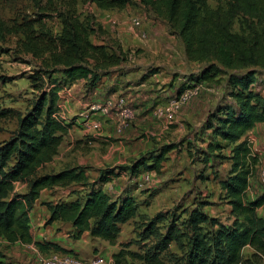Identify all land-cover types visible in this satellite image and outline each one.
Returning a JSON list of instances; mask_svg holds the SVG:
<instances>
[{
  "label": "trees",
  "instance_id": "16d2710c",
  "mask_svg": "<svg viewBox=\"0 0 264 264\" xmlns=\"http://www.w3.org/2000/svg\"><path fill=\"white\" fill-rule=\"evenodd\" d=\"M89 1L101 9L123 8L130 3V0ZM139 1L175 29L188 60L204 63L180 85L170 84L174 87V95L224 73L228 88L225 94L231 99L208 111L202 125L211 129L214 138L233 143L228 156L220 152L217 156L231 160L230 168L219 183L225 190L234 219L228 225L220 222L210 239L202 231V223L214 226L218 219L208 215L203 206L192 208L187 218L192 242L185 264H236L241 260L245 245L262 254L264 218L257 215L256 208L264 203V188L260 183L256 195L250 199L246 196L251 176L258 175V159L251 154L247 138L241 137L256 122L264 121V93L258 89L260 85L264 87V0H224L215 7H211L208 0ZM59 15L62 27L56 36L46 31L34 34L31 27L25 30V48L42 56L41 68L29 76L40 91L25 113L16 114V128L0 143V237L9 244L33 242L38 249L49 251L66 249L54 242L32 240L29 211L33 203L45 187L87 180L83 165L36 172L57 153L64 134L71 127V122L59 114V90L79 79H84L91 89L106 73V65L118 61L116 49L108 51V44L92 42L90 35L95 26L91 20H81L72 10ZM235 20L239 23L238 30L233 29ZM9 113V108H0V117ZM176 146L175 142L163 143L140 154L129 164L119 165L120 170L99 168L83 202L79 199L45 202L49 210L47 222L68 221L74 226L77 237L87 230L91 236L114 244L120 224L135 216L138 205L129 187L113 198L102 186L121 173L134 180L141 168L160 171L166 153ZM16 181L26 182L24 192L14 191ZM158 219L160 215L157 214L148 223V234L156 233ZM178 235L172 219L149 250L142 254L129 252V255L139 257L146 264H164L159 254ZM122 254L121 249L112 254L115 264H121ZM0 264L13 263L1 259Z\"/></svg>",
  "mask_w": 264,
  "mask_h": 264
},
{
  "label": "rangeland",
  "instance_id": "374dc122",
  "mask_svg": "<svg viewBox=\"0 0 264 264\" xmlns=\"http://www.w3.org/2000/svg\"><path fill=\"white\" fill-rule=\"evenodd\" d=\"M219 1L224 2V0H208V3L211 7H215ZM67 10L74 11L81 20L88 19L93 22L95 31L90 35L92 42L108 44V51L117 50L118 61L106 65L107 71L102 75L106 83L104 84V81L102 83L110 91L119 90V96L123 94L128 106L136 109L134 116L121 130H118L115 125L116 131L121 132L113 130L103 135L100 128L85 130L72 125L64 134L57 153L51 160L37 168L36 172L40 174L58 171L68 166H86L87 180L81 183L53 185L42 191L41 196L43 200L47 201L79 199L83 202L89 184L97 178L99 168L113 167L120 170L119 165L127 164L137 157L119 147L120 140L121 144L126 143L127 140L123 137L131 131L137 135L136 139L144 137L143 140L137 141L138 145L144 143V140L149 139L150 136L156 137L159 145L177 141L175 143L180 146L176 148L177 155H180L179 149L184 147V143H180L188 133L193 140H198V142L201 140L199 136L202 134L193 129L191 123L186 119L184 120L185 124L187 123L185 129L181 128L178 131L177 123L182 120L178 117V122H175L176 114L172 121L168 120L169 122L157 120L155 118L163 119V117L153 114L155 118H152L150 108L146 110V113H142L138 108L139 104L135 102L143 98L151 100L150 103H156L175 97L174 87H171L170 84L180 85L192 73L198 72L204 63L188 60L175 29L171 28L162 17L142 5L139 0H130L126 7L111 8L103 13L101 8L89 0H0V77H3L0 81V108L10 109V113L6 117H0V143L6 140L16 128V114L25 113L40 91L33 86L29 76L41 68L42 56L35 55L25 48V30L27 27H31L34 34L46 31L56 36L61 32L62 27L59 14ZM134 20L139 21L138 25ZM238 27L239 23L235 20L233 29L238 30ZM143 32L145 35L142 34ZM117 48H120L122 52L119 53ZM200 85V90L190 96L188 108L201 107L208 112L214 110L219 103L231 100L225 94L228 88L224 73L200 82ZM262 87L260 85V90L264 93V87ZM107 89L104 88V91ZM71 96L74 98H71L69 110L66 111L62 108L67 122H71L89 106L85 107L77 100L93 101L91 92L80 84L71 89ZM179 107H184V104ZM151 123L159 127L151 128L149 127ZM147 130L155 133H150ZM147 134L148 138H146ZM129 147L136 148V150L138 148L137 145ZM142 147L140 146V150ZM200 148L202 149L198 143H194L189 151L193 157L190 163L194 162L196 166L199 162L204 163ZM184 149L186 150L185 147ZM169 159L170 156L166 157L167 166H169ZM210 162L213 164V168H217L216 171L198 170L196 167L195 170H161L145 174L140 179L142 182L141 191L140 189L134 191L138 199L135 216L120 224L121 229L115 245L111 247L113 251L104 253L111 260L108 264H115L112 254L120 249L123 251L121 264H128L131 261L135 264H146L139 257L129 255V252L142 254L149 250L152 244L166 231L172 219L176 222L178 238L171 241L168 248L160 252L159 256L164 264H185L192 242V231L187 218L194 207L203 206L208 211H216L212 216L218 219L217 224L212 226L208 222L202 223V231L208 234L210 239L218 229L220 222L231 224L234 215L230 216L227 212L219 215V198L223 197V191L219 190V184L216 182L203 186L197 180L202 177L200 174L209 173L207 177L215 178L216 176L219 178L226 171L224 165H220L218 162V158H213V160L211 158ZM206 163L204 164L207 165L208 163ZM218 163L219 166H217ZM259 164L260 162L257 161L258 170ZM127 176L128 174H122L102 187L112 197H115L120 187L123 188L134 183V180H128ZM26 188V182L18 181L14 191L21 192ZM150 192L154 193L150 195ZM157 214L160 215V219L155 223L156 233L148 234L147 225ZM56 226H58L57 229L63 228L66 232L69 231L66 229L68 223L60 225L58 222ZM69 235L72 236V232ZM208 242H210L209 239ZM23 251L21 245L8 244L0 237V260H8L13 264H25L28 262V257H24ZM44 251L48 250L38 252L35 257L31 255L30 262L41 264V256L47 254ZM236 264H264V253H258L250 245H245L241 250V260Z\"/></svg>",
  "mask_w": 264,
  "mask_h": 264
},
{
  "label": "crops",
  "instance_id": "0c3cea01",
  "mask_svg": "<svg viewBox=\"0 0 264 264\" xmlns=\"http://www.w3.org/2000/svg\"><path fill=\"white\" fill-rule=\"evenodd\" d=\"M101 10L103 13V12H106L108 9H101ZM103 81L105 84L106 83L105 79L103 77H101L95 87L88 89L87 86L85 85V80L79 79V80L73 82L70 86L60 89L59 90V100H58L61 104L59 107L60 116L62 118L65 117V115L63 114V109H66V111L69 110V108H70L69 105L72 102L71 98H74L73 96L70 97V91H71V89H74V87L79 85V84H80V86H83V88L85 86V88L91 92V97L93 100L91 102H88L87 101L88 99L87 100H81V101H78L76 99L77 102H79V104H82L85 107L87 105H90V104L95 103V102H103L109 97L119 96V92H118L119 90L110 91L109 88L108 89L106 88L107 87L106 85L104 86V84L102 83ZM102 86H104V88L107 90L104 91V88H102ZM259 88H260V86L258 87V89ZM67 94H68V96H67ZM120 95H123V94H120ZM188 101H189V99H188ZM188 101H186L184 103V107L180 108V110H178L176 112L174 121L178 122V120H179L178 117H180L182 120V122L177 123L179 125L177 127V130L180 131L181 128L185 129L187 123L185 124L184 120L186 119L187 122L191 123L193 129L198 131V133H201L202 135H206V136H202V135L199 136V138L201 140L198 142V140H193V138L191 136H189V133H188L187 137L183 138L182 143H180V144L184 143V147L186 148V150L184 149V147H181L179 149L180 155H177L178 150H176V148L180 147L179 145H177L176 147L169 150L166 153L164 159L161 161V165H160L159 170L160 171L161 170H195L196 167H198V170H215L216 171L217 168H213L214 166H213V164H211L210 160H211V158H212V160H213V158H215V159L218 158V162L220 163V165H224V167L227 171L230 168L231 160L228 158H223V159L219 158L217 156V154L220 152V153H223V154L228 156L230 154L231 147H232L233 143L228 142L227 140L222 139L220 137L213 138V136L211 134V129H205V128H203V125H202L203 121L205 120V118L207 116L206 109H204V108L202 109L201 107L200 108L197 107L195 109H192V107L188 108L187 105L190 104V103H188ZM150 102H151V100H149V99L141 98V99H138L135 103L139 104L138 108L141 109L142 113H146L147 112L146 110L148 108H150L151 109V117L155 118V116H154L155 114L153 113V108L155 107V105L164 104L166 102V100L158 101L156 103H154V102L150 103ZM190 106H192V105H190ZM60 109H62V110H60ZM93 116H97L101 122V126L98 127V128H100L101 134L106 135L110 131H113V130L116 131V129H115L116 123H115V120H113L112 118H110V117L107 118V116L100 114V112H97V111L93 113ZM202 116H203V118H202ZM106 119H110V120L107 122V121H105ZM155 119L162 120L165 122L168 121L165 118H163V119L155 118ZM64 120H65V118H64ZM155 126L157 127V125H154V123L149 124V127H151V128H154ZM116 132H121V131H116ZM148 132L155 133L153 131H148ZM136 136L137 135H135L134 132L131 131L129 134H127L125 137H123L127 140V142L121 144V140H120V144H119L120 149L125 151V152L127 151L128 153H131L133 155L139 156L140 154L146 152L147 150H151L153 148H157L160 146L157 138L154 136H150L149 139L144 140V143H142L141 145H138L139 143L137 141L143 140L144 137H140V138L137 137V139H136ZM148 136L149 135L147 134L146 138H148ZM244 137L247 138V140L249 142L251 154L255 155L259 162L263 161L264 160V121L256 122L250 129H248L244 133V135L241 137V139ZM135 142H137V143H135ZM173 142H177V141H173ZM194 143H198V145L202 147V149L201 148L200 149L202 150L203 157H204L203 162L204 163L207 162L208 163V164L206 163L207 165H205L204 163H201V162L198 163V166H196V164L194 162L190 163V161L192 160L193 157H191V153L189 151H191ZM146 144H148V145L145 146ZM136 145L138 147L137 150H136V148H130L129 147V146H136ZM140 146H143L142 150H140ZM181 152H183V153H181ZM192 152H193V150H192ZM167 155L170 156L169 166H167V160H166V157H168ZM172 156H175V157H172ZM183 161L185 163H182ZM130 162H128L127 164H129ZM219 163L217 164V166H219ZM140 170L141 171L139 172L137 177L134 179L135 182L133 184H130L129 186L126 185L123 188L120 187L119 191L115 194L116 195L115 197H117L120 193H122L125 188L127 189L129 187L130 188V194H132V196H134L136 202L138 203V199L135 196L134 191L140 189V187L142 185V182L140 181V179H142V177H144L145 174L152 173L153 171L157 172V171H155L156 169H142L141 168ZM97 172H99V170H97ZM225 172L222 175H220L219 178H216V176H215V178H211V177L209 178V176L207 177V175H209V173L208 174H200L202 177L198 178V176H197V178H198L197 180L203 186L210 185L211 183L214 184L216 182H217L216 184H219V188H220L219 190L223 191L222 199L219 198V205H218L219 215L223 212H227L230 216H232L233 213L231 211V205L228 202V198L226 197L225 190L221 187V185L219 183V180L222 179L223 177H225ZM122 174H124V173H121L119 176H121ZM86 175H87V173H86ZM97 175H98V173H97ZM115 178L116 177L112 178L108 182H111ZM128 180H130V179L128 178ZM16 182H18V181H16ZM16 182L14 183V188H15ZM108 182H106L105 184L107 185ZM47 188L48 187L41 189L39 197L35 200V202L33 203L32 207L29 211V225H30V232H31L33 241H36V240L37 241H50V242L57 243V244L61 245L62 247H64L66 250L72 251L75 255H77L81 258H85V259L92 257L94 254H97V253L104 254V253H110L113 251L111 247H114L115 244H110L107 240H105L103 238H100L97 236H91L87 230L83 231L81 233V235L79 237H77L76 236V230H75L74 226L68 221L54 220L52 222H47V218L49 216V210L45 204V202L47 200H43V198L41 197L42 191H44ZM260 188H261L260 182L258 179V175L256 173L255 176H251L250 184L248 185L247 189L245 190L246 196L249 199L252 198L254 195H256L260 191ZM24 191H21V192H24ZM105 191H107V190L105 189ZM140 191H141V189H140ZM153 193L154 192H150V195H152ZM55 201H57V200H55ZM55 201H53V202H55ZM204 210L210 216H212L216 213V211H213V210L208 211L206 208H204ZM263 211H264V203L256 208L257 215L262 217V218H264ZM58 222L60 223V225L68 223V227L66 229H68L69 231L72 232V236L69 235L71 232H69V231L66 232V230H64L63 228L57 229L59 226V225L56 226ZM12 244H19L23 247V250H24L23 255H24V257H28V262H26L25 264H34L33 261L30 262L31 261V258H30L31 255H33L35 257L38 254V252H40V253L42 252V250L38 249L33 242H29V243L16 242V243H12ZM31 251H34V252L32 253ZM48 252H49V250L44 251V253H48ZM14 264H17V263H14Z\"/></svg>",
  "mask_w": 264,
  "mask_h": 264
},
{
  "label": "built area",
  "instance_id": "2783aa9c",
  "mask_svg": "<svg viewBox=\"0 0 264 264\" xmlns=\"http://www.w3.org/2000/svg\"><path fill=\"white\" fill-rule=\"evenodd\" d=\"M138 25L139 21L134 20ZM145 35V32L142 33ZM200 83L189 86L183 89L177 96L168 99L162 105H155L153 113L157 117H163L167 120H172L174 115L179 110V106L184 104L190 96L196 94L200 90ZM58 101V106L60 107ZM100 112L107 117L115 119L118 130L126 125L130 120L135 110L129 107L124 96L109 97L103 102H95L90 104L85 110H82L75 119L71 121V126H79L85 130H93L101 126V122L97 116H93L94 112ZM259 181L264 188V160L259 164ZM41 264H108L111 262L104 254L97 253L89 258H81L75 255L72 251L50 250L47 254L41 256Z\"/></svg>",
  "mask_w": 264,
  "mask_h": 264
}]
</instances>
